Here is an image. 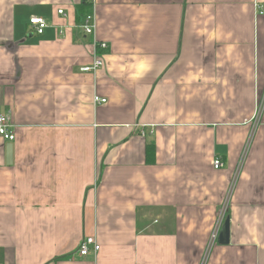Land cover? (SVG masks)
<instances>
[{
	"label": "crops",
	"instance_id": "crops-1",
	"mask_svg": "<svg viewBox=\"0 0 264 264\" xmlns=\"http://www.w3.org/2000/svg\"><path fill=\"white\" fill-rule=\"evenodd\" d=\"M261 12L264 0H0V113L17 126L0 138V264H264ZM95 42L104 68L84 73ZM88 237L101 250L81 257Z\"/></svg>",
	"mask_w": 264,
	"mask_h": 264
},
{
	"label": "built area",
	"instance_id": "built-area-1",
	"mask_svg": "<svg viewBox=\"0 0 264 264\" xmlns=\"http://www.w3.org/2000/svg\"><path fill=\"white\" fill-rule=\"evenodd\" d=\"M259 8V7H258ZM59 15H63L64 11L60 10ZM260 15H264V12H261ZM30 25L33 27L34 31L38 35H42L44 31L48 27V23L41 18L34 17L30 20ZM86 35L94 36L96 34V19L93 14L85 17L82 27H81ZM108 48L106 43L95 42L94 44V61L91 66L85 67L83 69L84 73H97L100 69L104 68V57L101 53V50L105 51ZM95 104H106V99H101L99 96L94 98ZM264 111V93L257 97V111L256 115L259 116ZM17 126L12 122L11 116L9 114L0 113V138L4 141L14 142L17 140ZM224 164L220 159H216L214 162V168L219 170L223 168ZM225 218L222 217L218 223L217 229L214 232L212 237V245L216 243L220 231V227H222ZM101 250L99 243L96 241L94 237H88L84 239L79 247L78 254L81 257H88L92 253L98 254Z\"/></svg>",
	"mask_w": 264,
	"mask_h": 264
},
{
	"label": "water",
	"instance_id": "water-1",
	"mask_svg": "<svg viewBox=\"0 0 264 264\" xmlns=\"http://www.w3.org/2000/svg\"><path fill=\"white\" fill-rule=\"evenodd\" d=\"M219 242L221 244H229L230 243V219H227L223 230L220 234Z\"/></svg>",
	"mask_w": 264,
	"mask_h": 264
},
{
	"label": "trees",
	"instance_id": "trees-1",
	"mask_svg": "<svg viewBox=\"0 0 264 264\" xmlns=\"http://www.w3.org/2000/svg\"><path fill=\"white\" fill-rule=\"evenodd\" d=\"M84 6L86 7L87 11L82 14V17L80 19L86 17L90 13V9H91L90 3L86 2Z\"/></svg>",
	"mask_w": 264,
	"mask_h": 264
},
{
	"label": "rangeland",
	"instance_id": "rangeland-1",
	"mask_svg": "<svg viewBox=\"0 0 264 264\" xmlns=\"http://www.w3.org/2000/svg\"><path fill=\"white\" fill-rule=\"evenodd\" d=\"M252 141V140H251ZM249 145H247V151H248Z\"/></svg>",
	"mask_w": 264,
	"mask_h": 264
}]
</instances>
